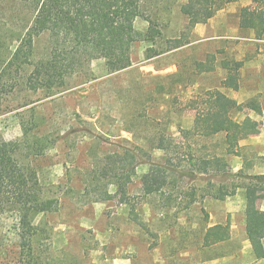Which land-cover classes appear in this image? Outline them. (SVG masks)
Listing matches in <instances>:
<instances>
[{
    "label": "rangeland",
    "instance_id": "obj_1",
    "mask_svg": "<svg viewBox=\"0 0 264 264\" xmlns=\"http://www.w3.org/2000/svg\"><path fill=\"white\" fill-rule=\"evenodd\" d=\"M185 2L141 0L142 16L134 22L141 36L132 45L126 68L109 71L104 59H94L83 74L60 88L19 90L3 97L0 141L20 144L15 160L33 170L44 195L59 203L57 211L32 218L41 229L36 237L38 264H264V242L261 250L255 249L244 228L246 209L264 207V191L251 194L245 186L264 174V34L256 38L239 27L240 10L254 5L235 0L194 26L187 44L168 49L169 40L186 29L187 18L180 12ZM29 17L22 3L0 0L1 30L18 33ZM4 34L10 38L9 32ZM46 46L43 34L35 40V59L44 55ZM7 53L2 50L0 55ZM208 53L216 54L215 69L196 72L195 62ZM222 60H243L238 90L222 86ZM214 89L241 104L235 119L249 116L260 129L240 138L239 156L224 154L222 135L204 139L180 133L192 126L193 98ZM250 99L261 105L260 114L247 106ZM22 123L30 129L27 136ZM159 134L170 140L173 169L192 170L195 176L175 174L164 194L145 196L143 174L152 164L165 163L167 156L156 147ZM33 148H43V153L34 154ZM126 149L139 158L127 188L130 203L119 201L114 185L107 187L103 201H91L93 195L84 190L87 170L95 161L105 163L106 154ZM213 154L222 156L227 173L210 168L202 173L192 165ZM220 190L225 193L222 200L215 197ZM131 203L144 228L131 219ZM226 220L230 239L203 248L206 227ZM21 227L16 211L0 209V264H16Z\"/></svg>",
    "mask_w": 264,
    "mask_h": 264
},
{
    "label": "trees",
    "instance_id": "obj_2",
    "mask_svg": "<svg viewBox=\"0 0 264 264\" xmlns=\"http://www.w3.org/2000/svg\"><path fill=\"white\" fill-rule=\"evenodd\" d=\"M25 5L30 17L22 31L15 33L0 28V106L3 97L19 90L31 93L52 91L66 85L72 76L83 74L94 59H104L109 71L126 68L130 64V51L141 34L135 29L134 22L142 16L141 0H14ZM235 0H186L180 12L186 16V29L180 36L169 40L168 49L181 47L189 42V34L197 24L209 21L226 3ZM254 7L240 10L239 27L251 30L256 38L264 34V0H250ZM9 32L7 39L5 32ZM47 35L44 55L35 59V40ZM10 39V40H9ZM8 41V42H7ZM12 45L10 48L9 45ZM215 53H208L205 60L195 62L196 72H210L215 69ZM243 60H222L221 67L226 70L222 79L223 87L239 89V71ZM6 77V78H5ZM189 106L195 111L192 126L180 129L183 138L195 135L208 139L222 135L224 154L240 155L239 140L246 135H256L260 129L249 116L242 120L233 114L241 104L218 89L206 90L193 98ZM247 106L257 114L261 105L250 99ZM23 133L27 136L29 128L22 123ZM170 140L163 134L157 137V148L167 155L165 163L152 164L141 178V189L145 196L164 194L163 187L169 177H194L191 171L177 172L173 169L170 156ZM30 147V144H28ZM18 142L0 141V209L16 211L21 222L19 233V252L16 264H38L36 237L41 231L32 221L33 216L58 210L56 197L45 196L33 170L17 163L13 153L18 150ZM32 153L42 154L43 148ZM193 157V156H192ZM107 161H93L86 173V194L93 195L90 200L103 201L107 187L114 185L119 201L129 202L128 185L135 174L139 158L135 152L126 149L123 153L106 154ZM192 165L198 172L207 173L210 169L218 172L225 168V161L217 154L206 158L201 156ZM252 178V177H251ZM254 183L246 184L249 193L264 191V174L253 176ZM224 191L215 197L224 198ZM194 200L187 202V205ZM131 205L130 217L139 226L134 206ZM167 206L170 205L168 202ZM207 218V214H205ZM245 235L253 247L262 249L264 240V210L247 208L245 211ZM230 239V223H216L207 226L202 234V247L211 248ZM223 253L217 256H223Z\"/></svg>",
    "mask_w": 264,
    "mask_h": 264
},
{
    "label": "crops",
    "instance_id": "obj_3",
    "mask_svg": "<svg viewBox=\"0 0 264 264\" xmlns=\"http://www.w3.org/2000/svg\"><path fill=\"white\" fill-rule=\"evenodd\" d=\"M201 24H203V23H201ZM198 25V24H197ZM254 34V33H253ZM255 36V35H254ZM243 65H244V63H243ZM243 67V66H242ZM242 69V68H241ZM240 69V70H241ZM240 72V71H239ZM239 87H240V84H239ZM233 90V89H232ZM232 98V97H231ZM257 135V134H256ZM217 198V197H216ZM219 199V198H218ZM224 199V198H223ZM220 200H222V199H220ZM248 208H258V209H261V210H264V207H248ZM227 221V220H226ZM225 221V222H226ZM224 222V223H225ZM218 223H223V222H218ZM213 224H216V223H211L210 225H213ZM210 225H208V226H210ZM245 228V227H244ZM230 237H231V231H230ZM247 239V238H246ZM248 240V239H247ZM248 242H249V240H248ZM263 242H264V240H263ZM249 244L251 245V243L249 242Z\"/></svg>",
    "mask_w": 264,
    "mask_h": 264
}]
</instances>
